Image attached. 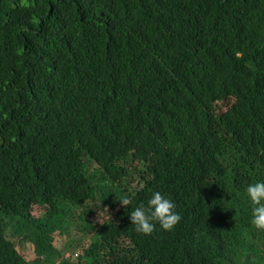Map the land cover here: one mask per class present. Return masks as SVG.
<instances>
[{
	"label": "trees",
	"instance_id": "1",
	"mask_svg": "<svg viewBox=\"0 0 264 264\" xmlns=\"http://www.w3.org/2000/svg\"><path fill=\"white\" fill-rule=\"evenodd\" d=\"M255 182L264 0H0V264H264ZM155 191L182 220L138 234Z\"/></svg>",
	"mask_w": 264,
	"mask_h": 264
},
{
	"label": "clouds",
	"instance_id": "2",
	"mask_svg": "<svg viewBox=\"0 0 264 264\" xmlns=\"http://www.w3.org/2000/svg\"><path fill=\"white\" fill-rule=\"evenodd\" d=\"M246 193L250 198L251 223L257 230L264 231V182L249 184ZM118 200L125 207L132 203L127 197ZM105 211L108 213L107 208L100 209L97 214L98 222L101 224L104 223L103 213ZM130 220L138 234L149 236L156 231L157 223L161 229L173 231L180 224L182 216L178 213L176 204L170 198L160 191H155L148 200L147 206L141 203L130 211Z\"/></svg>",
	"mask_w": 264,
	"mask_h": 264
},
{
	"label": "rangeland",
	"instance_id": "3",
	"mask_svg": "<svg viewBox=\"0 0 264 264\" xmlns=\"http://www.w3.org/2000/svg\"><path fill=\"white\" fill-rule=\"evenodd\" d=\"M232 101H230L229 103L231 104ZM226 106V104H222V108H224ZM135 183H137V181H135ZM100 209H105L104 207H97V211L96 213L94 214V220L98 222V217H97V214H98V211ZM108 210V213L105 211L103 213V219H104V222L111 218V217H114L115 215V211L113 210ZM46 213V209L45 208H42V207H36L35 208V211H34V214L37 216V217H43L44 214ZM109 214V215H108ZM99 223V222H98ZM101 224V223H99ZM91 236L93 235H88V234H85L84 232H82L81 230H79L77 227H74L72 229H69L68 232L64 233V234H61L59 233L58 234V240L56 242V245L60 248V250H62L64 253H65V256L64 257H71V259L73 260L74 258V252L77 251V250H83L85 248V246H87V243L91 241ZM71 241H76L77 243H80V246L78 248H69L68 245H70V242ZM16 246L18 248V250L21 252V253H25L28 257H31L32 256V246L31 244L29 243H19L18 240H16ZM76 261V260H74Z\"/></svg>",
	"mask_w": 264,
	"mask_h": 264
}]
</instances>
